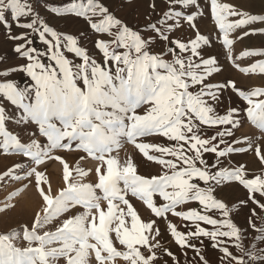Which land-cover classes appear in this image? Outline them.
<instances>
[{"label":"snow or ice","instance_id":"6c2138e0","mask_svg":"<svg viewBox=\"0 0 264 264\" xmlns=\"http://www.w3.org/2000/svg\"><path fill=\"white\" fill-rule=\"evenodd\" d=\"M165 3L167 10L159 19L153 21L149 15L148 23L135 28L101 0H74L67 9H50L57 16L70 13L83 18L94 34L110 38L95 41L94 48L102 57L98 61L81 46L78 36L49 26L29 0H0V26L9 40L17 42L13 51L24 61L0 68V155L27 158L0 174V180L34 177L44 204L43 215L36 214L31 229L24 226L26 247L13 243L18 237L15 230L0 235V264H93V259L95 264H117L121 260L124 264H156L161 259L157 250L170 257L173 264H180V259L161 244L156 219L142 221L129 195L142 201L156 218L167 220L166 214L171 213L192 222L185 232L171 221L167 223L184 264H209L201 237L208 238L211 247L222 254L219 264H264V217L252 211L248 224L255 235L246 244L249 238L244 230L231 219H224L232 209L214 195L225 183L238 182L248 193L247 200L238 203L251 201L264 210V203L254 195L264 197V176L245 178L243 165L224 163L231 154L248 150L235 145L251 144L247 138H234V129L241 125L234 113L243 110L230 106L226 114L217 110L223 103V92L230 89L247 101L248 120L264 132V100L252 99L264 96V88L246 92L233 80L211 82L222 68L215 57L205 55L210 38L194 23L203 15L198 0ZM150 7L155 11L154 3ZM193 7L196 11L187 12ZM210 8L233 66L244 74H264V61L244 68L235 63L231 55L234 41L229 38L237 29L264 23V15H252L218 0H210ZM13 23L26 31L13 35ZM185 25L195 31L194 38L175 36ZM257 32L264 34V29L246 31L243 36ZM33 38L45 47H35ZM250 56H264V49L244 51L239 58ZM6 62L7 57L0 56V64ZM15 73H22L25 81L7 79ZM153 136L169 143L144 142ZM124 142L160 165L161 174L150 178L139 175L131 158L121 164L112 153ZM74 150L100 162L95 168L96 183L83 182L89 173L79 167V160L85 157L75 162L73 175L69 163L55 155ZM256 154L261 155L259 147ZM206 155L212 157L211 163ZM48 160L63 166L66 186L55 196L50 185L47 191L41 187L48 181L38 167ZM157 195L165 203L158 206L153 199ZM190 203H197L199 209L176 210ZM77 206L85 211L63 220L55 231L40 234L54 219ZM213 211L222 218H213ZM126 217L131 218V227ZM200 222L212 226V230L201 227ZM117 242L127 250H118ZM189 249L194 253L191 261Z\"/></svg>","mask_w":264,"mask_h":264},{"label":"rangeland","instance_id":"374dc122","mask_svg":"<svg viewBox=\"0 0 264 264\" xmlns=\"http://www.w3.org/2000/svg\"><path fill=\"white\" fill-rule=\"evenodd\" d=\"M35 9H37L42 17L45 19L46 23L54 29L66 33L80 36V33H85V36L88 35L87 39L80 40L81 46L86 47L90 55L94 56L98 61L102 60L101 55L94 48V43L97 39H110L107 35L97 36L93 33L89 27L87 21L83 18H71L69 14L63 16H57L55 12H51L52 8L67 9L74 0H29ZM109 7L118 18L124 20L129 26L137 27L143 26L149 21L147 17L151 15L153 21L159 19V15L167 10V5L165 0H101ZM220 3H228L234 6L237 10L247 12L252 15H264V0H218ZM155 4V11L150 7V5ZM198 3L203 9V15L199 16L194 23L196 24L199 32L210 38V46H205V55L206 57H215L218 61V66L222 68L221 73L214 74L210 78L211 82H223L226 80L235 81L237 87L244 91H251L255 88H264V74L259 72L257 73H241L238 71L229 60L228 50L223 46L222 39L223 34L219 32L218 27L215 24V21L211 15L210 0H198ZM196 11V9L190 8L187 12L191 13ZM80 19V20H79ZM239 19V17H230V20ZM21 22H24L23 18ZM171 23V21L169 22ZM254 29H264V23H253L245 26L244 28L237 29L230 33L229 38L233 39L234 43L232 45V57L235 60V63L241 68L250 67L253 63L264 61V56H250L243 59L239 57L242 56L244 51H253L257 49H264V34H250L243 36L244 32H252ZM26 31L15 27L13 23L12 34L18 35L21 32ZM195 31L190 29L187 25L181 28L175 33V36L181 37H193L195 36ZM243 36L242 39L238 37ZM97 39H96V38ZM34 46L38 49H43L45 46L40 44L35 38ZM17 42L11 41L7 38V34L3 26H0V56H6V64H0V68L3 67H12L24 63L22 59L17 57V54L13 51L14 45ZM161 47L163 45L161 44ZM159 51V49H156ZM71 57H70V56ZM68 56L71 58L72 54ZM79 62V61H77ZM7 79L18 80L21 83L25 81V77L22 73H15L10 75ZM0 82H3V78H0ZM254 102H259L264 100V96L253 97ZM223 103L217 106V110L220 114H226L228 107H233L242 109L239 111V114L234 113V119L241 121V125L238 129H234L235 137L234 138H247L251 141V144L242 143L240 145H235L236 147H242L248 149L243 152L231 154L229 158L224 160L225 165L229 161L233 162L235 165H243L245 167V178H255L256 175L264 176V132L260 131L259 128L254 125L247 118V108L249 107L247 101L241 99L237 94L233 93L230 89L223 92L222 94ZM6 107H10L7 106ZM142 112V109L140 110ZM11 129V125H8ZM231 127L229 126H221ZM43 141V138H41ZM144 142H152L157 144L167 145L169 142L162 137H148L144 139ZM259 147L261 155L256 154V149ZM150 155H159L158 153H149ZM55 155L63 157L70 165L73 175H75V162L80 157H85L83 160H79V167L88 171V175L84 178V183H96L97 176L95 173V168L99 166L100 162L93 160L90 157H87V154L82 151H58ZM113 156H117L120 160V163L123 164L128 158H131L134 165L137 168V173L146 178H150L152 175H159L162 172L160 165L148 161L138 149L131 143L124 142L118 150L113 151ZM206 159L211 163L212 157L206 155ZM22 158L15 155H0V174H3L9 167L20 162ZM167 159V157H166ZM106 168V165L104 166ZM38 171L44 173L48 183H41V187L46 191L50 185L51 195L55 196L58 192L63 189L66 184L63 181V166L56 160H48L43 165L38 167ZM23 175V173H21ZM63 183V184H62ZM64 185V186H63ZM99 194V190H97ZM214 195L225 202L230 209V216L224 219H231L238 227H241L244 230V234L249 240H246L245 243H249L250 238L255 235L253 230L248 224V219L251 217L252 211L254 210L257 215L264 217V210L259 208L256 204H253L251 201H248L246 205L239 204L241 200H247V190L238 184V182H227L222 188H219ZM255 199L264 203V197H261L259 193L254 194ZM130 200V203L133 204L134 208L138 211L142 221L147 222L150 219H156V226L159 227L161 236V244L167 248L169 251L174 253L179 259L180 264H184V257L179 248L175 243V240L170 235V230L167 229L168 221H171L172 224L177 226V229L181 232L186 231V225H190L191 221H184L180 217L173 216L171 213H167V220L162 218H156L147 209L146 205L143 204L138 198L127 197ZM153 199L156 201L157 205L165 203L162 198L158 195L154 196ZM33 200V201H31ZM26 201L30 205H26ZM30 206L33 208L35 213L30 214V219L28 221L22 219L26 213L27 207ZM235 206V207H234ZM43 200L38 193L34 177L25 179L22 181H15L8 177H4L3 180H0V235H6L15 230L18 233V237L13 243L19 247H26L27 242L23 240V231L24 226L27 225L29 230L34 222L36 214L39 212L43 215ZM123 207V206H122ZM36 208V209H35ZM191 208L199 209L197 203H190L188 205H182L177 207V211L188 210ZM85 210L81 206L72 208L70 211L63 213L58 219H54L49 225L44 229L40 230V234H43V231H55L56 227L61 224L65 219L71 218L76 214L83 213ZM213 215V218L220 219L222 218L218 213H210ZM23 215V216H22ZM253 221L259 226V221L252 217ZM126 223L131 227V218L126 217ZM200 226L204 227L206 230H212V226L205 225L203 222H200ZM114 233L110 234V237L114 238ZM204 241L203 245V254L205 258L209 261V264H219V257L222 255L217 249L211 247L212 242L205 237H201ZM227 240V238H223ZM94 243V241H91ZM199 245L198 241H194ZM118 250L126 251L127 249L119 245L118 242L115 245ZM137 247H140L139 245ZM230 251L235 252L234 248H230ZM157 254L161 257L156 261V264H164L167 261V264H173L170 257L165 255L160 250H157ZM194 253L191 249L188 250V259L191 261ZM60 264H63L61 261ZM93 264H95L93 259ZM117 264H124V262L118 261Z\"/></svg>","mask_w":264,"mask_h":264},{"label":"bare ground","instance_id":"6f19581e","mask_svg":"<svg viewBox=\"0 0 264 264\" xmlns=\"http://www.w3.org/2000/svg\"><path fill=\"white\" fill-rule=\"evenodd\" d=\"M63 184V183H62ZM64 186V185H63ZM31 201H33V200H31ZM30 205V203H29V201L27 202L26 201V205ZM31 206V205H30ZM30 206H28L27 207V210L24 212V213H26V215L22 218V219H26L27 221H28V219H30V214H32V213H35V211H33V208L32 207H30ZM36 209V208H35ZM23 216V215H22Z\"/></svg>","mask_w":264,"mask_h":264},{"label":"crops","instance_id":"0c3cea01","mask_svg":"<svg viewBox=\"0 0 264 264\" xmlns=\"http://www.w3.org/2000/svg\"><path fill=\"white\" fill-rule=\"evenodd\" d=\"M69 15H71L72 17H68V19H71V18H80V17H75V16H73L72 14H70V13H68ZM80 20V19H79ZM80 38V37H79ZM88 38V35H86V36H83V38H80V40L82 41V40H84V39H87ZM96 38V37H95ZM97 39V38H96ZM67 55H69V54H67ZM70 56V55H69ZM71 57V56H70ZM69 57V58H70ZM72 59V58H71ZM78 61V60H77Z\"/></svg>","mask_w":264,"mask_h":264}]
</instances>
